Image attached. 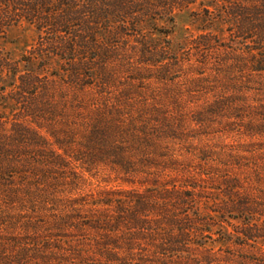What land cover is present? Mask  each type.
<instances>
[{
	"label": "trees",
	"instance_id": "trees-1",
	"mask_svg": "<svg viewBox=\"0 0 264 264\" xmlns=\"http://www.w3.org/2000/svg\"><path fill=\"white\" fill-rule=\"evenodd\" d=\"M197 1L0 0V35L20 25L32 26L37 33L36 44L19 59L0 51V107L8 112L0 114L1 200L8 205L20 203V189L15 183L21 181L35 184L26 188L25 194L41 192V184L51 181L49 174L64 169L68 159L81 163L88 173L93 167L104 166L125 178L139 172L147 175L145 171L151 170H180L182 166L170 146L187 141L191 126L199 129L220 115L227 122L244 121L245 111L229 110V100L218 96L195 113L180 107L181 81L175 73L186 62L185 58L180 60L182 57L190 58L188 54L196 52L200 59L206 58L224 48L233 55L247 56L252 71L264 74V0L201 1L206 23L227 24L232 28L230 37L237 40V45L244 42L247 52L222 47L216 41L219 32L211 28L194 40L185 41L184 55L172 53L171 47L156 45L136 31L143 20L170 18L172 11ZM127 32L135 33L134 39L136 35L139 38L135 42L141 49L140 70L128 80L129 88L115 92V77L109 67L113 40L126 39ZM171 53L175 57H169ZM31 60L37 61L34 71L27 69ZM51 61L58 66L54 75L47 73ZM204 67L205 63L200 62L199 69ZM204 75L196 71L190 86L200 89L209 85ZM57 86L61 87L59 92L55 91ZM173 87L177 88L176 96ZM167 89L173 93L172 99L163 95ZM190 90L185 91L192 100L196 92ZM53 95L58 96L56 101ZM256 110L264 117V106ZM58 119L74 123V127H58ZM254 129L262 133L264 120ZM223 180L229 202L215 207L235 214L236 220L245 223L242 225L246 228L240 233L245 241H264V227L258 229L257 225L258 220L264 219V205L241 192L239 180ZM139 184L144 186L143 192H120L114 201L95 205L98 217L77 220L85 222L81 225L83 230L112 236H105L98 244L96 264H215L209 255L201 259L188 251L189 238L197 231L191 225L198 216L193 211L201 209L190 204L193 198L187 195L189 185L180 186L173 181L157 191L148 188V183ZM152 187L158 189L159 184ZM163 212L181 213L169 216L160 214ZM75 213L80 214L79 209ZM163 221L167 222L168 231L160 229ZM56 222V226H65L66 230L76 228V220L71 217ZM34 226L32 230L39 225ZM1 237L2 232L0 264H24L19 257L16 261L7 257ZM142 240L147 241L144 247H152L154 252L143 250ZM248 264H264V257Z\"/></svg>",
	"mask_w": 264,
	"mask_h": 264
},
{
	"label": "rangeland",
	"instance_id": "rangeland-1",
	"mask_svg": "<svg viewBox=\"0 0 264 264\" xmlns=\"http://www.w3.org/2000/svg\"><path fill=\"white\" fill-rule=\"evenodd\" d=\"M201 1L172 11L167 19L143 20L136 31L154 44L171 47L172 53L184 55L186 50L183 51L182 44L194 40L211 28L219 32L220 37L216 41L222 47L226 45L236 47V51L247 52L244 42L239 41L237 45V40L230 37L229 31L232 28L227 24L216 26L211 22L206 23L205 15L201 12L204 3ZM127 33L129 37L126 39L119 37L113 40V59L109 67L115 77V92L129 88L131 81L128 80L134 77V72L140 70L138 57L141 49L135 42L139 38L137 35L135 39L132 37L135 33ZM36 42L37 33L32 26H15L0 35V51L9 54L12 59H19ZM172 53L169 56L171 58L175 57ZM188 56L190 58L185 56L180 59L182 61L185 58L186 62L175 73V77L181 81L180 107L195 113L212 104L218 96L222 100H229L228 104L225 102L229 110L245 111L244 121L227 122L225 116L220 115L199 129L191 126L192 130L187 132V141L170 146L174 150V158L182 166L180 170H151L145 171L147 175L139 172L131 178H125L118 171L104 166L93 167L88 173L81 163L68 159L63 164L64 169H57L52 176L49 174L51 181L48 179L45 184L40 183L42 187L38 190L41 192L27 191V195L24 193L26 188L35 184L30 182L25 185L23 181L15 183L16 189H20L21 202L8 205L0 199V232L3 234L1 239L8 258L16 261L19 257L24 264H96L98 244H101L105 236H112L103 231L83 230L85 228L81 225L85 222L77 220L87 221L98 217L99 213L94 211L95 205L103 201H114L120 192H143L144 186L139 184L141 182L159 191L164 184L170 185L177 181L180 186L189 185L187 195L193 198L190 204L201 207L193 211L198 216L191 225L197 231L189 238L190 254L201 259L209 255L215 264H248L263 259L264 241H245L240 235L246 228L242 225L245 223L236 220L235 214L215 206L229 202L222 182L226 177L239 180L241 192L250 194L255 203L264 205V129L262 133L254 129L264 120L262 113H256L257 108L264 106V74L252 71L251 59L247 56L233 55L224 48L206 58L200 59L196 52ZM200 62L205 63L202 69H199ZM48 64L47 73L54 75L57 64L54 61ZM36 66L37 61L31 60L27 69L34 71ZM196 71L205 74L209 85L200 89L190 86ZM60 89L57 86L55 91L59 92ZM176 90L172 88L175 96ZM185 90L196 92L195 98L190 100ZM162 93L166 94V99H172L173 93L168 89ZM53 97L54 101L58 99V96ZM1 113L7 115L8 112L0 107ZM59 120L56 122L58 127H74V123ZM156 177V182H152ZM155 183L159 184L158 189L152 187ZM192 187L196 190L193 191ZM78 209L80 214L75 213ZM108 214H113L112 209ZM160 214L167 215L168 212ZM174 214L172 212L168 215ZM65 217L75 219L73 225L76 228L66 230L65 226H56V221ZM258 221V229H261L264 227V219ZM162 223L164 225L161 224L160 229L168 231L167 222ZM35 224L39 226L32 230ZM140 244L144 247L147 241L145 243L142 240ZM143 250L151 254L153 248L144 247ZM81 255L83 258H80Z\"/></svg>",
	"mask_w": 264,
	"mask_h": 264
}]
</instances>
